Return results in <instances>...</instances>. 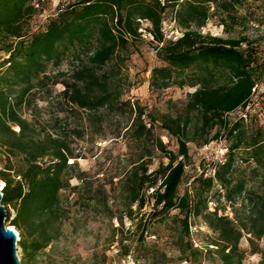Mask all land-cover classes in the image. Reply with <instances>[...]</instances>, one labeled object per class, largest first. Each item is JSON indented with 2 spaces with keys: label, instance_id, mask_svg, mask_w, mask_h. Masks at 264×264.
Segmentation results:
<instances>
[{
  "label": "trees",
  "instance_id": "16d2710c",
  "mask_svg": "<svg viewBox=\"0 0 264 264\" xmlns=\"http://www.w3.org/2000/svg\"><path fill=\"white\" fill-rule=\"evenodd\" d=\"M246 2L168 0L161 5L154 0H74L44 28L32 31L30 24L44 11L46 0H0V184L7 224L19 234L21 264H34L61 237L71 216L63 196L76 191L71 186V171L77 164H69L73 158L70 147L61 137H42L35 122L25 118L36 108L39 94L50 101L59 84L65 87L59 94L62 113L70 106L90 114L92 121L130 118L122 137L131 169L120 185L130 220L134 207L141 211L153 201L151 216H142L138 225L142 245L150 222L170 218L177 211L184 217L187 237L186 242L181 236L176 238L181 264L206 256L217 257L221 264H244L248 256L256 255L260 256L258 264H264V124L248 122L247 115L228 119L250 106L264 79V66L248 38L202 34L209 19L218 15L226 17L222 19L225 32H232L229 23L238 24L234 14ZM145 24L148 27L143 29ZM171 26L176 38L163 32ZM143 33L156 44L162 63L152 70L151 91L195 89L182 115L155 118L146 108L123 100V55ZM69 58L77 66L70 80L61 82L60 75L50 70H59ZM158 129L176 140L178 154L167 151ZM219 140L228 145L225 159L213 168V175L197 179L194 194L182 195L189 144L202 148ZM156 153L169 162L151 171ZM238 162L248 165L252 186L245 178L235 179ZM216 187L233 207L242 200L239 208H244L245 216H239L237 208L232 218L220 216L218 209L210 212L208 199ZM94 200L96 208L103 207L99 197ZM197 219L216 238L197 245L190 233L191 221ZM244 238L249 251L241 248ZM130 255L127 248L124 257Z\"/></svg>",
  "mask_w": 264,
  "mask_h": 264
},
{
  "label": "rangeland",
  "instance_id": "374dc122",
  "mask_svg": "<svg viewBox=\"0 0 264 264\" xmlns=\"http://www.w3.org/2000/svg\"><path fill=\"white\" fill-rule=\"evenodd\" d=\"M73 1L46 0L44 11L30 24L31 30L38 31L39 28H44L64 5ZM234 15L239 21L237 25L229 23V26L233 27L232 32H225L222 19L226 17L218 15L209 19L206 27L202 29V34L223 39L248 38L253 53L264 66V10L261 0H247L244 7ZM147 27L148 25L145 24L142 28ZM129 48V53L123 55L126 59L123 65L126 82L124 86L126 94L123 100L146 108L147 114L155 118L165 114L182 115L188 97L195 89L174 87L153 93L150 89L151 73L155 67L162 65L157 59L156 44L149 34L143 33L142 39L131 43ZM76 66L73 58H69L59 70H50V73L59 74L61 82H65L70 80ZM64 90L63 84L57 85L53 89L50 101L46 99L45 94L40 93L36 108L25 115L27 120L35 122L42 137L53 135L63 138L73 155L69 164H77V167L71 171V175L74 176L71 186L75 187L76 191H66L63 194L71 216L64 224L61 237L40 254L34 264H181L176 238L181 236L185 242L187 240L182 223L183 216H178L176 211L170 215V218L150 222L148 233L145 235L146 242L143 245L139 241L141 231L138 225L142 216H145V219L151 216L153 201L141 211L134 207L133 220L126 217L125 198L120 182L124 173L131 169L126 139L122 137L126 132L125 128L131 123L130 118H110L104 123L100 118L92 121L90 114L73 110L70 106H65L66 112L62 113L59 94ZM40 98L46 100L41 101ZM244 115H247L248 122L264 124V79L259 84L250 106L245 111L241 109L236 111L228 119L234 121L245 118ZM156 133L163 136L167 151L178 154V143L174 138L159 129ZM227 147L225 140L212 142L202 148L189 144L190 160L186 168L185 180L180 188L182 195L188 191L191 195L194 194L198 188L197 179L202 175L205 178L213 175V168L225 159ZM168 162L161 154L156 153L151 171L156 170L160 164L167 165ZM236 166L235 179L245 178L249 181L248 186H252L248 165L238 162ZM220 194H224L220 187L214 188L211 192L208 199L210 212L218 209L220 216L228 215L232 218L234 209L237 208L239 216H245L244 208H239L242 200L233 207ZM96 197L102 201L103 207H95ZM10 212L13 215L12 209ZM120 220L123 221V227ZM191 222L194 224L190 227L191 238L197 245L216 238V234L204 224L203 220L197 219ZM127 248H130L131 255L125 258L124 253ZM241 248L250 250L247 238L242 240ZM18 256L21 260L20 249ZM259 261L258 255L248 256L244 264H258ZM183 264L221 263L217 257L206 256Z\"/></svg>",
  "mask_w": 264,
  "mask_h": 264
},
{
  "label": "water",
  "instance_id": "95a60500",
  "mask_svg": "<svg viewBox=\"0 0 264 264\" xmlns=\"http://www.w3.org/2000/svg\"><path fill=\"white\" fill-rule=\"evenodd\" d=\"M2 199L0 191V264H21L17 245L19 237L15 229L7 224V211L2 205Z\"/></svg>",
  "mask_w": 264,
  "mask_h": 264
},
{
  "label": "built area",
  "instance_id": "2783aa9c",
  "mask_svg": "<svg viewBox=\"0 0 264 264\" xmlns=\"http://www.w3.org/2000/svg\"><path fill=\"white\" fill-rule=\"evenodd\" d=\"M154 1H157V2H159L161 5H164L168 0H154ZM39 3H36L35 4V7L36 8H39ZM171 28H172V26L171 27H167V28H165L164 29V34L165 35H167V37L168 38H173L174 36H175V33L171 30ZM177 35V34H176ZM174 38H176V37H174ZM0 191H1V189H0ZM10 228H12V229H15V228H13V227H10ZM16 231V230H15ZM17 236L19 237V234L17 233Z\"/></svg>",
  "mask_w": 264,
  "mask_h": 264
}]
</instances>
